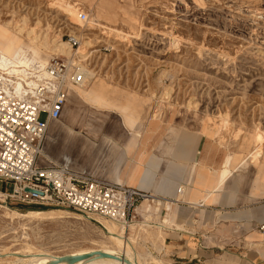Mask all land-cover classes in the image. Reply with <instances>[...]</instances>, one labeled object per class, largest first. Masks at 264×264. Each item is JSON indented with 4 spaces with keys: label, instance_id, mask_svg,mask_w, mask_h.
I'll list each match as a JSON object with an SVG mask.
<instances>
[{
    "label": "rangeland",
    "instance_id": "rangeland-1",
    "mask_svg": "<svg viewBox=\"0 0 264 264\" xmlns=\"http://www.w3.org/2000/svg\"><path fill=\"white\" fill-rule=\"evenodd\" d=\"M57 1L0 0V49L36 51L23 67L28 73L52 54L68 56L39 42L33 45L28 31L48 41L78 36L79 47L71 54L93 72L78 91L94 88L97 95L85 106L117 113L134 130L166 110L184 125L203 127L205 122L237 155L235 164L246 167L253 184L264 155V0H64L118 31L88 28L82 20L81 30ZM76 48L86 56L77 57ZM251 148L260 154H247ZM10 187L0 181V264H32L29 255L39 251L118 249L104 219L10 200L4 195ZM30 209L55 211L31 220L9 212ZM145 229L135 225L133 245L137 237L153 236Z\"/></svg>",
    "mask_w": 264,
    "mask_h": 264
},
{
    "label": "crops",
    "instance_id": "crops-1",
    "mask_svg": "<svg viewBox=\"0 0 264 264\" xmlns=\"http://www.w3.org/2000/svg\"><path fill=\"white\" fill-rule=\"evenodd\" d=\"M79 89H67L59 117L49 121L38 164L57 162L157 195L160 202L149 205L148 213L145 204L138 207L153 236L137 237L133 245L135 225L123 228L136 261L264 264L258 231L264 223L263 154L251 185L246 167L235 164L237 155L205 122L203 127L184 125L166 110L134 130L117 113L85 106L96 91ZM247 154L260 153L251 148Z\"/></svg>",
    "mask_w": 264,
    "mask_h": 264
},
{
    "label": "built area",
    "instance_id": "built-area-1",
    "mask_svg": "<svg viewBox=\"0 0 264 264\" xmlns=\"http://www.w3.org/2000/svg\"><path fill=\"white\" fill-rule=\"evenodd\" d=\"M86 21L87 14L80 12ZM79 38L68 34L71 49ZM24 74L27 82L17 86ZM89 77L81 61L52 54L43 66L13 72L0 69V181L10 185L4 195L24 204L73 209L84 216L104 219L118 226H146L138 207L159 204L152 192L138 190L121 182L106 181L71 170L50 161L40 166L42 142L48 123L59 117L69 87H83ZM148 213V212H147ZM264 247V223L258 225Z\"/></svg>",
    "mask_w": 264,
    "mask_h": 264
},
{
    "label": "bare ground",
    "instance_id": "bare-ground-1",
    "mask_svg": "<svg viewBox=\"0 0 264 264\" xmlns=\"http://www.w3.org/2000/svg\"><path fill=\"white\" fill-rule=\"evenodd\" d=\"M56 5L63 8L68 14H70L72 16V18L75 19L76 23L80 22L81 23L80 27H82L81 30H85L84 26H86V25L82 24V21L79 20V18H78V14H79L78 13V7H76V5L71 4L69 2H66L64 0H58L56 2ZM86 23L88 25V28L98 27L101 29L106 28V29H115L117 31L119 30L118 28H115L114 26L107 24L106 22L100 20L99 18H95L94 16L92 18H87ZM21 31H22V28L19 29V32H21ZM30 33H32V31H28V33H26V34L30 37V42L33 45L34 44L36 45L37 42H39L40 45H43L45 48L49 49L51 52L63 53V54L68 55V56L71 55L72 49H71L69 43H67V41H64V40L59 39V38H55L52 41L51 40L48 41L45 36H38L37 34H33V36H31ZM82 35L85 36L86 34L82 33ZM84 38H86V37H84ZM83 42H84V44H87L89 41L85 40ZM77 48L75 50V54L77 55V57L84 58L86 56L85 52L81 51ZM35 56H36V51L28 52L27 50H22V49L12 51L9 48L0 49V69L8 68V69L12 70L13 72L23 73V71H24L23 67L27 66L28 63L33 58H35ZM44 63H45V60H41L39 65L43 66ZM84 67H85L86 73H89L91 75L93 74V72L91 70H89L86 66H84ZM25 82H27V79L25 78L24 74H21L20 78L17 80V86L18 87H22V86L24 87ZM76 88H81V87H76ZM73 95H75V94H73ZM79 107H81V106H79ZM88 119H92V118H88ZM86 122L88 123V121H86ZM87 123H85V124L87 125ZM53 211H55V210H53V209H30L25 213H20V212H15L13 210H9V212H11L12 214L23 217L27 220L35 219V218L42 217V216H49V215L53 214ZM101 222L103 223L105 229H107L110 236L115 239V241L118 245V249H116L113 252L100 250V249H97L94 251H105V252L113 253L116 255H122L126 259H128L130 262H132V263L136 262L137 264H140L139 261H136V259L134 257L135 254H133V256H131L132 254H130V253H132V252H130L131 247L129 246L128 241H126L125 232L123 231V229H121L122 226L116 228L115 225L111 222H108L106 220H102ZM123 228L126 229V227H123ZM67 254H74V253H67ZM77 254H81V253H77ZM54 256H58V255H54V254H51V253L46 252V251H39V252L30 254L28 258L31 259V261L33 262L32 264H46ZM57 264H65V262L62 261V262H59ZM74 264H127V263H125V262L121 263L117 260L110 259V258H93L92 260H82V261L76 262Z\"/></svg>",
    "mask_w": 264,
    "mask_h": 264
},
{
    "label": "water",
    "instance_id": "water-1",
    "mask_svg": "<svg viewBox=\"0 0 264 264\" xmlns=\"http://www.w3.org/2000/svg\"><path fill=\"white\" fill-rule=\"evenodd\" d=\"M93 258H110L117 260L121 263H127V264H137L130 262L128 259H126L122 255H116L113 253H108L105 251H91L81 254H63L52 257L46 264H57L59 262H65V264H74L76 262L82 261V260H92Z\"/></svg>",
    "mask_w": 264,
    "mask_h": 264
}]
</instances>
